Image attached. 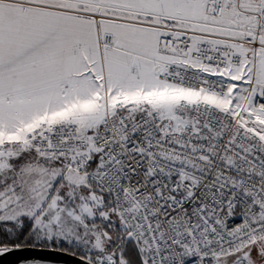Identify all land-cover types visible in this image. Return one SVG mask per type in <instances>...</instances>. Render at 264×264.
Returning <instances> with one entry per match:
<instances>
[{
  "label": "snow or ice",
  "instance_id": "1",
  "mask_svg": "<svg viewBox=\"0 0 264 264\" xmlns=\"http://www.w3.org/2000/svg\"><path fill=\"white\" fill-rule=\"evenodd\" d=\"M264 264V0H0V260Z\"/></svg>",
  "mask_w": 264,
  "mask_h": 264
},
{
  "label": "water",
  "instance_id": "2",
  "mask_svg": "<svg viewBox=\"0 0 264 264\" xmlns=\"http://www.w3.org/2000/svg\"><path fill=\"white\" fill-rule=\"evenodd\" d=\"M18 259H19V255H11L0 260V264H13V262Z\"/></svg>",
  "mask_w": 264,
  "mask_h": 264
}]
</instances>
